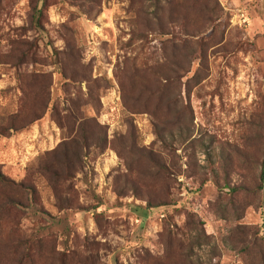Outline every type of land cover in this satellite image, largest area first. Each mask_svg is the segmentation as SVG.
<instances>
[{"label":"rangeland","instance_id":"374dc122","mask_svg":"<svg viewBox=\"0 0 264 264\" xmlns=\"http://www.w3.org/2000/svg\"><path fill=\"white\" fill-rule=\"evenodd\" d=\"M263 162L264 0H0V264H264Z\"/></svg>","mask_w":264,"mask_h":264},{"label":"trees","instance_id":"16d2710c","mask_svg":"<svg viewBox=\"0 0 264 264\" xmlns=\"http://www.w3.org/2000/svg\"><path fill=\"white\" fill-rule=\"evenodd\" d=\"M181 27H182L184 30L186 29L185 24L182 25ZM182 37H183V36H182ZM182 39H184V37H183ZM182 44H184L183 41H181V46H182ZM81 126H82V124H81ZM81 128H82V127H81ZM137 148H138L137 145H132L131 152H133V153H137V154H140V155H143L144 152H143L142 150H140V149H137ZM263 171H264V162H263ZM0 178H1L3 181L6 180V179H5V175H4L1 171H0ZM159 205H160L159 203L156 204V203H154L153 201L149 200V201L147 202L146 207H144V206H142V205H138V206L134 207L133 210L139 212V211L143 210V208H144V210H147V211H144V212H142V213H140V214H141L143 217H147V216L150 215V212H151V211H148V210H152L153 208H157Z\"/></svg>","mask_w":264,"mask_h":264}]
</instances>
